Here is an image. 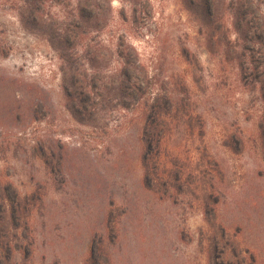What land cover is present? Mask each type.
Listing matches in <instances>:
<instances>
[{"label":"rangeland","instance_id":"1","mask_svg":"<svg viewBox=\"0 0 264 264\" xmlns=\"http://www.w3.org/2000/svg\"><path fill=\"white\" fill-rule=\"evenodd\" d=\"M159 92L181 190L143 182ZM0 188L9 264H210L214 227L264 264V0H0Z\"/></svg>","mask_w":264,"mask_h":264},{"label":"trees","instance_id":"2","mask_svg":"<svg viewBox=\"0 0 264 264\" xmlns=\"http://www.w3.org/2000/svg\"><path fill=\"white\" fill-rule=\"evenodd\" d=\"M83 3H85L86 6L88 3H96V0H83ZM81 13L86 14L84 9L81 11ZM81 16L83 17L82 20H80L81 22L78 21L74 22L72 25H68V28L65 29L60 36H58V46L61 45V48L68 46L69 44H72V42L76 41L84 33L82 32V27L85 25V21H88L89 18L87 16ZM94 17L95 16H92L91 18L96 19V17ZM67 62L71 68L74 67V62L71 60V58L67 59ZM137 70L138 68H135V75L132 77V79H134L132 84V88L135 91L134 97L135 94L139 93L144 95V92H147L148 90V88L145 90L143 87L144 82L138 77V74H136ZM126 82L129 83L131 80L127 78ZM78 83L79 80H77V75L72 74V86L77 87ZM173 104L174 102L166 99V96L159 92L150 97L148 103L144 104L142 111L144 119V127L142 129L144 148L141 157V164L143 166V182L144 185L152 191H163V189H165L167 186H170L175 190H181L184 185L188 183V180L184 178L183 168L179 165V163H177V161H175V159L179 157L177 152V154H174V152L172 154V160L169 161L171 164L169 166L170 168L168 169L167 166L164 165V160L167 158L165 153L168 150V141L166 138L167 132L165 129L166 121L168 120L167 111H169L170 108H173ZM43 158L46 160L45 157ZM59 159L61 160L62 158ZM1 192L2 191L0 190V264H9L11 257L6 254L9 249V242H5V235L2 234L9 229L5 226V213H7L8 209L6 203L8 201L11 202L10 224L15 225L18 215L22 213L23 210L29 208L33 198L16 200L13 202ZM111 229V226L107 225L106 230L112 232ZM207 241L210 247V264H255L252 257L250 260L246 257L242 258L243 254H240L239 252L236 239L231 237L230 232L225 230L223 227H214L212 232L209 234ZM104 244L105 243L101 241L99 249L100 255L97 257H93V252H91L92 264H106L107 262L110 263V259L99 263L100 257L105 258Z\"/></svg>","mask_w":264,"mask_h":264}]
</instances>
